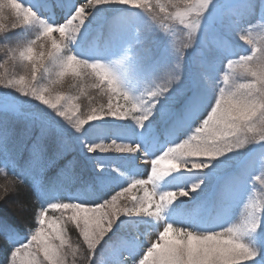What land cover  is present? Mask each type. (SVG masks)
<instances>
[{
	"label": "rangeland",
	"instance_id": "374dc122",
	"mask_svg": "<svg viewBox=\"0 0 264 264\" xmlns=\"http://www.w3.org/2000/svg\"><path fill=\"white\" fill-rule=\"evenodd\" d=\"M18 2L32 6L38 19L48 24L63 23L69 16L65 0ZM80 3L85 8V15H91L75 42H67V36L62 37L58 32L45 36L39 23L31 21L25 24L14 13L0 19V81L3 82L0 83V169L10 167L21 178L27 177L36 187L37 198L43 206L57 201H87L94 206L96 202L110 200L117 191L129 187L137 179L147 180L151 173V160L163 154L167 147L174 146V142L187 139L207 115L208 109L204 108L195 118H188L191 107L199 98L208 97L211 101L216 94L204 81L203 74L223 87L222 77L228 71L227 59L230 56L238 59V54L251 52V47L236 35L237 29L264 24V14L259 12H254L255 18L250 23L242 24L239 15L249 13L242 0H214L197 30L196 44L185 52L181 81L163 96L148 98L146 94L154 90L174 67L177 57L172 41L181 42L188 31L178 19H166L157 25L152 18L167 17L184 9L170 7L169 0H149L147 8L115 0L96 9L95 0H80ZM162 6L164 12H160ZM42 10L46 11L45 16ZM238 19L239 27L234 23ZM165 24L166 32L161 31ZM212 37L225 41L227 48L217 46ZM53 40L58 44L66 42L67 46L62 47L55 57L43 60L44 67L39 69L32 87L38 92L47 88L44 95L49 99L56 95L72 96L71 103L79 109L76 116L82 119L96 109L102 118L83 125L79 132L74 122L61 117L35 97L4 87V83L19 80L21 76L26 81L30 79L31 62L21 56L22 52L32 47L34 54L47 53L52 50ZM69 52L79 59L99 61L111 68L133 100L137 103L143 100L141 107L152 109L154 114L151 118L141 125L132 118L133 114L125 117L107 115L110 94L94 87L92 77L84 74L75 77L71 71L59 75L63 70L61 60ZM111 103L113 106L119 104L125 110L131 107L115 95ZM100 109L104 111L100 112ZM178 133L183 137L176 140ZM113 142L145 147L141 167L135 164L138 150L135 153L116 151ZM96 144L105 145L106 151L97 149L90 152L87 146ZM262 154L264 142L247 145L208 162L207 168L173 172L157 181L155 189L152 183L132 187L116 202L121 213L125 208L146 203L145 191L153 192L156 203L159 202V193L164 191L184 190L188 195L177 197L160 216H147L143 212L139 216L121 214L104 243L98 246L92 264H96V260L98 264H119L121 259L137 264L136 260L157 239L165 223L199 233L221 230L239 222L248 196L262 194L259 182H254L260 173ZM145 163L148 166L143 168ZM87 168L90 174H81ZM2 170L0 176L4 178H0V183H13V179ZM197 183L199 187L192 190ZM25 185L20 189L29 191ZM22 195L19 190L6 201H0V210L4 209L20 226V229L9 228L6 231L7 253L0 261L9 258L13 250L10 237L27 243L36 227L34 217L28 219ZM38 204L34 214L41 206L39 201ZM151 210L155 211L154 205ZM65 232L69 243L82 239L73 223L65 225ZM38 257L43 258L42 252ZM72 259L68 256L66 264H71Z\"/></svg>",
	"mask_w": 264,
	"mask_h": 264
},
{
	"label": "clouds",
	"instance_id": "9594fccd",
	"mask_svg": "<svg viewBox=\"0 0 264 264\" xmlns=\"http://www.w3.org/2000/svg\"><path fill=\"white\" fill-rule=\"evenodd\" d=\"M119 3L139 7L142 0H119ZM213 3L214 0H169L170 7L183 8L184 10L176 11L174 14L170 13L167 17L161 16L159 19L153 16L152 19L156 20L157 25L162 24L166 19H178L179 23L188 30L184 33L181 42L172 41L174 54L177 57L176 62L173 69L165 74L164 78L156 84V87L159 86L167 91L169 87L181 81V64L185 52L196 44L201 17ZM242 5L250 13L259 12L264 14V0H242ZM11 8H15L17 12H22L26 20L37 15L31 9H21L19 5L10 6L5 0V3L0 5V17L4 18L11 15V10L2 11V9ZM160 12H164L163 6L160 8ZM80 15L81 10L77 9V12L68 21L58 25L50 24L48 30L51 33L58 32L61 36H64L69 30V25L75 24ZM80 22L82 23V21ZM234 23L238 24L239 19ZM161 31H167L166 24L161 28ZM236 35L251 47V52L249 54H238V59L231 56L227 59L228 71L222 77L223 87L219 86V82L214 83L206 73L203 74V79L208 87L216 92L214 103H212L207 115L195 128L193 134L151 160L150 180L153 177L164 178L181 169H187L188 171L201 170L209 167L208 162L224 156L234 149L264 142V24H257L251 28L239 27ZM66 57L69 63H63L61 60L63 70L59 73L60 76H63L66 72L65 69H67L75 77L82 74L92 77L93 86L100 89L101 92L105 89L101 87L100 83H97L98 80L109 86L112 84L109 67L106 64L99 61L89 62L88 60L79 59L70 52L66 54ZM169 73H171V81H169ZM21 78H24V76L19 79ZM17 81L4 83V87L17 89ZM0 83L3 82L0 81ZM19 91L25 95L35 97L50 108L62 98L67 103H71L73 100L72 96L62 97L61 95H56L54 99L46 98L44 92L48 91L47 88L39 92L34 87ZM152 92L153 90L146 95L150 97ZM76 112L77 105L73 104L71 118L75 117L74 120L78 125L76 127L77 132L90 120L102 118V116L96 114L98 113L96 109H92L83 119L76 116ZM141 119H146V117H141ZM112 145L116 151H130L133 147H136L121 145L117 149L115 142ZM93 147L106 149L103 144H96ZM259 166L260 173L254 178V182H259L262 194L248 196L239 222L221 230L199 233L195 230L174 227L171 223H165L163 231L157 239L162 238L169 229H172L173 235L185 234L180 237L181 239L186 240L188 235H192L196 238L197 243H203L205 246L214 249L216 255L222 257L217 264H264V154L260 156ZM17 179L20 181L19 184L8 183L7 181L0 183V201H6L7 197L24 186L23 180L18 177ZM138 183L143 185L145 181H138ZM197 187H199V183L194 184L192 190ZM183 192L185 191H164L159 196L158 203L155 202L153 197H149L146 192L145 197L151 201L147 208H125L119 215L107 212V217L105 218L102 215L99 224L94 222V215L89 213L94 212L96 208L105 207L109 200H104L101 205L94 206L67 202L48 203L43 206L37 198L41 206L34 215L36 227L33 233L39 236H44L45 233L47 235L44 236L43 240L36 239L35 246L30 249V252L37 251V247L41 244H55L62 249L63 264H66L68 256L73 258L71 264H92L98 246L100 247L104 243L105 237L112 230L121 214L139 216L143 212L147 216H160L165 207L175 201L177 197H181ZM153 205L154 212L151 210ZM49 213H52V215H48ZM69 223H73L78 229L79 236L82 238L81 241L69 243L66 240L65 225ZM156 240L144 252L137 264H153L149 254L155 252ZM56 241L58 243H55ZM28 243H34L32 235H30ZM77 254H79V259H77ZM17 256V248L13 247L10 257L0 261V264H13V259ZM37 258L40 259L38 253ZM53 264H56V262H53ZM96 264H98L97 260ZM119 264H129V260L121 259Z\"/></svg>",
	"mask_w": 264,
	"mask_h": 264
},
{
	"label": "snow or ice",
	"instance_id": "6c2138e0",
	"mask_svg": "<svg viewBox=\"0 0 264 264\" xmlns=\"http://www.w3.org/2000/svg\"><path fill=\"white\" fill-rule=\"evenodd\" d=\"M90 2H91V0H90ZM109 2H112V0H95L94 7L96 9L99 6H102V5L109 3ZM115 2L119 3V0H115ZM4 3H5V0H0V5H3ZM7 3L10 6L11 5H19L21 9H31L33 12H35L33 10L32 6L25 4L24 2H18V0H11V2H9V0H7ZM65 3L69 6V16L66 17L64 22L68 21L69 18L72 17L73 14L77 12V9L81 10V15L79 16V20L75 24L69 25V30L65 34L67 36V40H66L67 42H75L77 35L80 33L83 25L87 22V20L91 14L89 16L85 15V8L80 3V0H75V3L73 2V0H65ZM135 6H137V5H135ZM139 6H144L147 8L149 6V0H142V4H140ZM209 9H210V7L207 9V11ZM9 10H11L12 13H14L15 16L25 24H27L31 21L38 22L43 27V35L48 36L51 34V32L48 30V26L50 24L46 23L43 20H39L37 15L32 16L26 20L24 14L22 12H17L15 8L2 9V11H4V12H7ZM207 11L204 12L203 16L205 15V13ZM203 16L201 17L200 26H201ZM0 19H3V17H0ZM80 21H82V23ZM56 25H58V24H56ZM200 26H199V28H200ZM15 27H16V25L13 24V28H15ZM212 41H213V43H215L219 47L227 48L226 42L217 38V37H212ZM66 46H67L66 42L62 41L60 44H58L55 40H53L52 41V50L48 51L47 53L41 51L37 54H34L32 47H28L24 52H22L21 56H23L26 60L31 62V73H30V79L29 80L26 81L25 78H21L17 81V83H16L17 89L18 90L31 89L32 88V81H35L37 79V73H38L39 69L44 67L43 60L46 58L55 57L61 51V48L62 47L65 48ZM62 62L63 63H69L67 61L66 56L62 59ZM76 68L78 70V65L76 66ZM65 71H67V69H65ZM109 72L111 74L110 78L112 80V84L110 86L107 84L101 83L99 80L97 81V83H100L101 87H103L110 94V102H109L108 109H107V115H111L113 117H125L129 114H133L132 118L134 120H136L137 123L143 125V123L148 121L151 118V116L154 114L152 112V109L150 107L142 108L141 105L144 103L143 100H141L139 103L135 102L133 100V98L129 95V93L123 89L120 79L114 74V72L111 68H109ZM168 76H169V81H171V73H169ZM172 87H173V85L171 87H169L167 89V91H164L163 89H161L158 86L153 90L151 96L150 97L147 96V97L148 98L161 97L165 93H167ZM113 95L121 97L123 99V101L126 104L130 105L131 107L128 108L127 110H125L119 104L113 106L111 103V98ZM61 100L64 101L63 104L60 103ZM61 100L56 101L52 105L51 109L57 111V113L61 117L67 118L68 121L74 122V127L76 129V127H78L76 121L73 120L71 118V116H69V113L72 112V105L73 104L65 102V100L63 98ZM214 100H215V96L211 99V101H209L208 97L199 98L191 107V109L189 111L188 118L189 119L195 118L199 114V112L204 108H207L208 110H210L212 103H214ZM65 105H67V107H65ZM78 110L79 109L77 107V112H78ZM103 111H104V109H100V112H103ZM96 114H98V113H96ZM141 117H146V119H141ZM94 120H97V119H94ZM94 120H90V121H94ZM81 130H82V128L80 129V131ZM125 145H127V144H125ZM120 146H121V144H116L117 149ZM87 147H88V150L91 149L90 152H95L97 149L102 150L99 147H96V148H94L93 146H87ZM170 147H172V146H170ZM170 147H167V149ZM137 150H138V148L133 147L130 151L125 150L124 152L135 153ZM102 151H106V149H103ZM164 152L165 151H163V153ZM153 159H155V158H153ZM160 179H162V178L153 177L151 180L149 179V177L147 180L137 179L134 181L133 184H129V187L122 188L120 191H117L115 195H112L111 200H109V203L105 207L96 208L94 210V212H90L89 214L94 215V218H95L94 222L97 224L100 223V218L102 215L105 218L107 217V212H111L113 215H119V213L121 212V209L116 207V202L121 195L129 192L131 190V188L134 186H142L141 184L138 183V181H145V184H143V185H146L148 183H152L153 189H155L156 182L159 181ZM146 192H147L149 197L154 198L153 192L145 191L144 192V200L146 203H141L140 206L136 207V208L144 209V208L148 207V204L151 201L145 197ZM161 193H159V196L161 195ZM185 195H188V192L185 191V192L181 193V197L185 196ZM133 199L135 200L136 197L134 196ZM52 203H65V202L57 201V202H52ZM67 203H77V202H67ZM79 204L92 205V204H89L87 201L79 202ZM101 204L102 203H100V202L94 203V205H101ZM109 208L111 210H108ZM162 231H163V228L161 231L158 232L157 237H160V233ZM30 235H32L34 237V243L33 244H29L28 241H27V243H25L22 240H17L13 237H10L11 244L13 245V247L17 248V252H18V256L14 257V259H13V264H53V262H56V264H63L62 249L58 245L41 244L39 247H37V251L30 252V249L35 246V240L36 239L43 240L44 236H46L47 234L45 233L44 236H39L38 234H35L32 232ZM184 235H185L184 233H178V235H173L172 229H169V231L167 233H165V235L162 238L157 239L155 252L149 254L153 260V264H217V262L222 259V257L216 255L214 249L205 246L203 243H197L196 238L192 235H188L186 240L181 239L180 237L184 236ZM152 243H150V245H149V247H147V249L152 246ZM17 244L19 246H16ZM147 249L144 250V252L147 251ZM40 252H42V254H43L42 260L37 258V253H40Z\"/></svg>",
	"mask_w": 264,
	"mask_h": 264
},
{
	"label": "trees",
	"instance_id": "16d2710c",
	"mask_svg": "<svg viewBox=\"0 0 264 264\" xmlns=\"http://www.w3.org/2000/svg\"><path fill=\"white\" fill-rule=\"evenodd\" d=\"M8 175L13 179L14 181L13 183L19 184L18 182L20 181L14 175L10 173ZM0 178H4V177L0 176ZM25 188H27L29 191H24L22 189H19V190L22 191L23 195L21 196V198L27 205V216L29 217L28 219L30 218L32 219L35 215L34 211L36 207H38V205L35 200L34 191L31 189V187L28 184H26ZM5 228L20 229V226L16 222L15 218L11 219L10 216L7 215L6 211L3 209V210H0V260L4 258L3 254L7 253V250H6V247H7L6 238L7 237H6V233L4 232Z\"/></svg>",
	"mask_w": 264,
	"mask_h": 264
}]
</instances>
